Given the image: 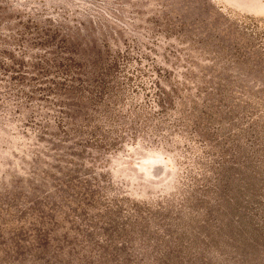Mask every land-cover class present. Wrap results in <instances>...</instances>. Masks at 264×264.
<instances>
[{"label":"rangeland","instance_id":"374dc122","mask_svg":"<svg viewBox=\"0 0 264 264\" xmlns=\"http://www.w3.org/2000/svg\"><path fill=\"white\" fill-rule=\"evenodd\" d=\"M0 264H264V0H0Z\"/></svg>","mask_w":264,"mask_h":264}]
</instances>
